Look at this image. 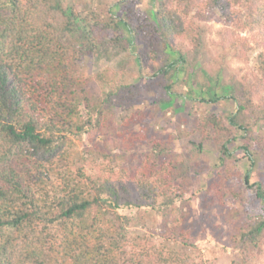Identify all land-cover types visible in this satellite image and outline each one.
Instances as JSON below:
<instances>
[{"label": "trees", "instance_id": "obj_1", "mask_svg": "<svg viewBox=\"0 0 264 264\" xmlns=\"http://www.w3.org/2000/svg\"><path fill=\"white\" fill-rule=\"evenodd\" d=\"M138 1L0 0V264H208L186 190L209 147L199 201L246 202L229 211L230 263L264 264V0ZM211 51L221 71L255 69L204 86L192 69ZM86 60L106 66L86 76ZM178 97L234 108L178 114ZM170 107L173 131L147 127ZM148 211L159 229L137 228Z\"/></svg>", "mask_w": 264, "mask_h": 264}, {"label": "rangeland", "instance_id": "obj_2", "mask_svg": "<svg viewBox=\"0 0 264 264\" xmlns=\"http://www.w3.org/2000/svg\"><path fill=\"white\" fill-rule=\"evenodd\" d=\"M156 0H139L135 3V6L138 8H141L142 10L150 11L152 8L153 3H155ZM220 27L219 24L213 25V29L216 31ZM213 39H217V36L213 35ZM215 39V40H216ZM257 54V51H255V55ZM217 55L211 51L209 52L207 56L198 57L196 59V65L193 67L192 71L196 72L195 76L197 77V80L199 83L205 85H210L207 77H205V74L219 77L220 78V88H227L231 87L232 81H231V74L232 72L238 73L241 71L242 74L249 73L250 71L255 69L256 62H255V56H252V61L249 63H241L237 62L234 59H230L226 63V67L221 71L219 70V60L216 59ZM104 62H95L91 60H86L82 66L83 72L86 76L91 75V73L95 70L103 69L106 65H103ZM98 69V70H99ZM221 71V72H220ZM185 75V72L182 71L180 73V76L183 78ZM192 87H186L184 90L185 92H189L190 90H194L196 94V98H200L201 95L199 92H201V87L198 86L197 82L195 81L192 85ZM142 100L146 103V105L151 106L153 108V100L150 96L145 95L142 97ZM172 109H174L175 113H189L190 114H197L198 112H202V110H213V111H221V113H224V115H229L234 108V103L232 101H223L221 105L215 106L214 104L209 105H202L198 101H190L186 99L185 97H178L174 100L173 105L171 106ZM171 107L169 109V112L167 115L164 114L165 107L160 109L157 114L147 121V127L150 126L154 127L153 129L157 130L159 134L168 135L171 131H173L172 128H174L175 124L172 122V111ZM169 108V107H167ZM154 110V108L152 109ZM159 110V109H158ZM177 114V116H178ZM190 139L187 138L184 141H181L179 143H176V146L178 148L180 147L183 151H189L190 145L187 144ZM101 138L95 139L94 141H90L85 139L83 146L93 147V146H99L102 147ZM187 146V147H186ZM147 150L146 146H139L137 148L138 152H143ZM132 152V151H131ZM216 153L211 147L207 148V151L203 155L201 161L202 165L204 167L200 168L198 170L199 172L195 173L193 176V181L191 186L186 190V196L189 198L190 196H193L195 194L197 198L194 197L192 200L191 205V215L190 219L187 222V226L191 227V229L194 231L196 235V245L201 249L202 253L206 255V258L208 260V264H231L230 259L232 256L230 249V242H229V235L228 230H230L229 226V216H230V210L237 209L239 212V216L245 215L246 211L248 210V207L245 205L246 202L243 203L240 200L237 201H227L226 205H222L219 210L212 211L211 206L215 205L211 201H205L200 202V199H204L206 197L205 191L207 190V186L209 183L213 180V174L209 171L207 168L208 166H211V164L214 163L216 160ZM204 159L208 160L205 161ZM204 162V163H203ZM241 168H243L245 171L250 168V164L246 160H242L240 162ZM136 209L129 210L124 209L123 213L132 215L136 213ZM141 218L144 219L140 224L137 225V228L139 230H151L155 227L159 229V223H160V217L153 213H141ZM237 223V222H235ZM144 224V225H143ZM225 248L227 250H225Z\"/></svg>", "mask_w": 264, "mask_h": 264}]
</instances>
